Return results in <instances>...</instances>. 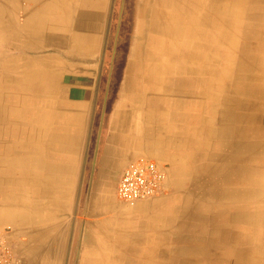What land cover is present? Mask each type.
<instances>
[{"label": "crops", "instance_id": "0c3cea01", "mask_svg": "<svg viewBox=\"0 0 264 264\" xmlns=\"http://www.w3.org/2000/svg\"><path fill=\"white\" fill-rule=\"evenodd\" d=\"M112 2L0 0L7 246L20 264H264V0H134L104 118ZM235 26L243 40H218ZM138 158L166 178L127 207L116 187Z\"/></svg>", "mask_w": 264, "mask_h": 264}, {"label": "built area", "instance_id": "2783aa9c", "mask_svg": "<svg viewBox=\"0 0 264 264\" xmlns=\"http://www.w3.org/2000/svg\"><path fill=\"white\" fill-rule=\"evenodd\" d=\"M166 174L164 168L147 158H138L125 166L119 177L116 196L128 207L158 197L163 189ZM0 232V264H20L7 246L5 233Z\"/></svg>", "mask_w": 264, "mask_h": 264}, {"label": "rangeland", "instance_id": "374dc122", "mask_svg": "<svg viewBox=\"0 0 264 264\" xmlns=\"http://www.w3.org/2000/svg\"><path fill=\"white\" fill-rule=\"evenodd\" d=\"M134 5V0H113L112 2L110 24L100 75V82L103 78L105 79L108 91L107 98L109 97L111 100L130 48L134 28ZM101 115V112L100 114L98 113V117Z\"/></svg>", "mask_w": 264, "mask_h": 264}, {"label": "bare ground", "instance_id": "6f19581e", "mask_svg": "<svg viewBox=\"0 0 264 264\" xmlns=\"http://www.w3.org/2000/svg\"><path fill=\"white\" fill-rule=\"evenodd\" d=\"M233 2V1H232ZM156 5V4H155ZM146 7V6H145ZM223 7V6H222ZM155 9H156V7H155ZM154 9V10H155ZM222 9V8H221ZM220 9V10H221ZM242 9V8H241ZM249 9V8H248ZM147 11V10H146ZM234 11V10H233ZM237 11V10H236ZM239 11H240V9H239ZM161 12V11H160ZM171 12H173V11H171ZM238 12V11H237ZM246 12H248V11H246ZM164 13V12H163ZM233 13V12H232ZM146 14H147V12H146ZM149 14V13H148ZM154 14V29L155 30H158V31H161V32H163V29L161 28V27H159V25H158V17H159V13H156V11L153 13ZM170 14V13H169ZM195 14V13H194ZM193 13L190 15V16H195ZM139 15V14H138ZM162 15V14H161ZM160 15V16H161ZM237 15H239V13L237 14H235V16L237 17ZM163 17V16H162ZM182 18V17H181ZM181 18H180V14H172V16H171V20H174L175 22H181L180 20H181ZM195 19H197V18H195ZM147 21H148V19H147ZM173 21V22H174ZM188 21V20H187ZM196 22V21H195ZM223 22V21H222ZM249 22V21H248ZM149 23V25H150V22H148ZM236 23V22H235ZM243 24V23H242ZM263 24V23H262ZM174 25V24H173ZM251 25V24H250ZM186 26V25H185ZM193 26V25H192ZM247 26V25H246ZM244 27V26H243ZM263 27V26H262ZM148 28V27H147ZM184 28V27H183ZM183 28H180V27H178V24L176 23V27L174 28V37H176V38H178V37H181V38H185L186 37V39L188 40L189 38H192V37H194V33H193V31H194V29L192 28V29H190L188 26H186V28L185 29H183ZM264 28V27H263ZM227 29H229V28H227ZM242 29H244V28H242ZM255 29V28H254ZM261 31V30H260ZM263 31V30H262ZM154 33V32H153ZM197 34V33H196ZM146 35V34H145ZM243 33H242V30H240V28L239 27H237V26H235L233 29H231V30H225V29H219L218 30V40H243ZM248 35V34H247ZM255 35V34H254ZM250 37V36H249ZM246 38V37H245ZM172 39V38H171ZM175 39V38H174ZM247 40V39H246ZM233 42V41H232ZM224 45V44H223ZM162 46V45H161ZM162 48V47H161ZM236 49V48H235ZM173 52V51H172ZM238 53V52H237ZM248 53V52H247ZM219 54V53H218ZM220 55V54H219ZM218 55V56H219ZM224 54H222V56H223ZM226 60V59H225ZM167 69V68H166ZM225 71V70H224ZM231 71V70H230ZM239 74V73H238ZM219 78V77H218ZM236 80V79H235ZM225 81V80H224ZM231 81V80H230ZM223 82V81H222ZM231 83V82H230ZM251 85V84H250ZM246 86V85H245ZM243 88V87H242ZM231 89V88H230ZM261 91V90H260ZM221 92V91H220ZM262 92V91H261ZM224 94V93H223ZM234 94H235V92H234ZM263 96V95H262ZM222 112V111H221ZM227 112V111H226ZM225 119V118H224ZM234 121V120H233ZM223 124H224V122H223ZM228 134V133H227ZM239 145V144H238ZM249 145V144H248ZM254 145V144H253ZM258 145V144H257ZM251 146V145H250ZM254 148V147H253ZM255 149V148H254ZM253 150V149H252ZM252 152V151H251ZM254 170V169H253ZM256 170H258V169H256ZM255 171V170H254ZM262 173H263V171H262ZM236 174V173H235ZM252 174V173H251ZM238 175V174H237ZM256 178V177H255ZM261 179V178H260ZM257 185V184H256ZM252 194V193H251ZM137 205V204H136ZM128 207V206H127ZM111 254V253H110ZM114 263V262H113Z\"/></svg>", "mask_w": 264, "mask_h": 264}, {"label": "trees", "instance_id": "16d2710c", "mask_svg": "<svg viewBox=\"0 0 264 264\" xmlns=\"http://www.w3.org/2000/svg\"><path fill=\"white\" fill-rule=\"evenodd\" d=\"M105 87H106V83H105V79L103 78L102 81L100 82V88L103 90ZM102 94L104 97V93H102ZM111 103H112V100L107 98L105 101V104H104L103 113H102V110L100 108L102 105H99L97 108L98 113L100 114V112H101L104 118H106L108 113H109Z\"/></svg>", "mask_w": 264, "mask_h": 264}, {"label": "water", "instance_id": "95a60500", "mask_svg": "<svg viewBox=\"0 0 264 264\" xmlns=\"http://www.w3.org/2000/svg\"><path fill=\"white\" fill-rule=\"evenodd\" d=\"M109 24H110V18H109V22H108V28H109ZM108 28H107L106 40H107V36H108ZM106 40L104 41V47H103L102 59H101V66H100V73H99V78H98V84L97 85H99V82H100V77H101L100 75H101V69H102V62H103V58H104V51H105V47H106ZM93 116H94V110L92 112V119H93ZM89 136H90V132H89V135H88V142H89ZM79 191L80 190H78L77 198H78V195H79ZM76 207H77V202H76Z\"/></svg>", "mask_w": 264, "mask_h": 264}]
</instances>
